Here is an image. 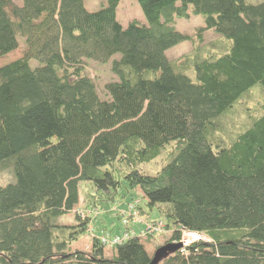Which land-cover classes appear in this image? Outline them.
I'll return each mask as SVG.
<instances>
[{
  "label": "trees",
  "instance_id": "obj_1",
  "mask_svg": "<svg viewBox=\"0 0 264 264\" xmlns=\"http://www.w3.org/2000/svg\"><path fill=\"white\" fill-rule=\"evenodd\" d=\"M106 1L90 12L85 0H0V57L25 43L22 58L0 67V165L15 178L0 185V264H150L137 236L111 256L97 236L89 251L72 249L96 219L80 203L101 210L123 189L158 210L172 233L164 244L183 230L212 240L161 264H264V106L230 143L216 137L217 119L264 86V0H137L146 21L127 27L121 0ZM193 15L205 20L201 37L231 42L228 53H198L175 27ZM183 42L193 51L171 62L167 51ZM115 55L118 81L102 100L83 60ZM190 61L196 81L184 73ZM164 150L170 160L156 175L139 168ZM69 215L74 223H60Z\"/></svg>",
  "mask_w": 264,
  "mask_h": 264
},
{
  "label": "rangeland",
  "instance_id": "obj_2",
  "mask_svg": "<svg viewBox=\"0 0 264 264\" xmlns=\"http://www.w3.org/2000/svg\"><path fill=\"white\" fill-rule=\"evenodd\" d=\"M16 4H22V0H13ZM263 0H246L249 4H259ZM86 8L90 12H96L107 6L106 0H85ZM144 5H141L137 0H121L118 12L117 19L124 26L127 27L128 24L133 20L146 21L143 14ZM205 26V20L202 16H192L190 19H177L175 22L176 29L184 34L193 36L199 49L198 53L201 56H208L209 54L222 55L229 52L231 42L224 38L223 36L216 34L211 31H206L203 36L199 35V28ZM193 51V45L191 42H183L177 46H174L167 51V57L171 62L181 58L182 56L189 54ZM25 52V43L24 39L19 37V48L15 51L0 57V67L14 62L23 57ZM120 56L115 55L107 63H101L91 59H84V68L88 77L93 79L95 82L99 96L102 100L109 99L106 92V85L110 82L118 81V77L112 71V65L114 60H119ZM191 68H186L184 73H186L190 78L196 81V75L194 72L193 62L190 61ZM31 65L37 66L36 62H31ZM264 106V86L256 85L249 92H246L241 96V98L234 104L233 108L230 109L227 113L217 119L219 124V129L216 131V137L219 139V142L230 143L234 136L240 132V130L251 123L253 117L260 115ZM57 138H53L49 141L43 142L40 145L41 148H45L48 145L53 144ZM173 149L172 145L166 147V152H170ZM165 150L162 151L159 157L149 164L141 165L139 168L146 174L156 175L160 171L162 165L165 162H168L170 159L166 160ZM15 178L12 170L10 168H4L0 165V185L4 186L9 183H14ZM124 182V180H123ZM125 184V183H124ZM84 188V186H83ZM125 192L123 196L117 198V201L106 205L101 210H98V214L94 216L95 221L92 223L95 227L96 235H103L101 233L103 228H105V234L109 232L123 231V216L132 217L133 220H129L130 231H134L137 234L141 235L146 231V223L139 222V220H144L148 218V215L140 216L137 212V215H132L130 212V204L139 201L138 203L144 209V211L149 212L151 221H159L162 219L158 210L155 208L151 211V208L146 204L147 200L143 197L142 192L137 189L132 194ZM130 194V195H129ZM81 210V214H88L90 209L81 202L77 208ZM121 219H119V216ZM146 216V217H145ZM108 220V222H107ZM75 222L74 216L69 215L60 220L62 224H72ZM110 223V224H109ZM156 222H154L155 224ZM165 224V222H164ZM96 225L99 228H96ZM92 229L93 227L90 226ZM101 230V232L98 231ZM171 232L164 233L159 236L150 237L143 236L142 243L144 244L146 250L150 256H153L159 245H163L171 237ZM150 238V240H149ZM93 236L83 238L80 242L72 246L73 250L79 251H89L92 247ZM106 255L111 256L113 253V247H107Z\"/></svg>",
  "mask_w": 264,
  "mask_h": 264
},
{
  "label": "built area",
  "instance_id": "obj_3",
  "mask_svg": "<svg viewBox=\"0 0 264 264\" xmlns=\"http://www.w3.org/2000/svg\"><path fill=\"white\" fill-rule=\"evenodd\" d=\"M136 209V204L130 205V212L133 213ZM82 211H79L81 213ZM98 214V210L90 211L88 214H81L83 217L85 216H95ZM136 215V213H135ZM125 217V216H124ZM139 222H143L138 219ZM128 220L125 218L124 224H127ZM146 231L139 235L140 237H143L145 235L147 236H157V235H162L165 233V225L163 222H156L154 223H146ZM89 236H93V229L90 227L89 228ZM137 235L136 232L134 231H128L123 233L122 235H113V236H102L100 237V241L110 247H114L117 245H120L124 243L125 241L129 240L131 237H135ZM88 236V237H89ZM196 242H204V243H210L212 240L206 236L204 233H198V232H191V231H182V237L180 240V243L183 244L184 246H188L190 244L196 243Z\"/></svg>",
  "mask_w": 264,
  "mask_h": 264
},
{
  "label": "water",
  "instance_id": "obj_4",
  "mask_svg": "<svg viewBox=\"0 0 264 264\" xmlns=\"http://www.w3.org/2000/svg\"><path fill=\"white\" fill-rule=\"evenodd\" d=\"M183 245L181 243H167L157 248L154 255L151 257L150 264H161L163 261L168 259L170 256L181 251Z\"/></svg>",
  "mask_w": 264,
  "mask_h": 264
},
{
  "label": "bare ground",
  "instance_id": "obj_5",
  "mask_svg": "<svg viewBox=\"0 0 264 264\" xmlns=\"http://www.w3.org/2000/svg\"><path fill=\"white\" fill-rule=\"evenodd\" d=\"M179 243V242H178ZM183 245V244H182ZM191 245V244H190ZM190 245H188V246H190ZM188 246H184L183 245V248H182V250L181 251H183L184 249H185V247H188Z\"/></svg>",
  "mask_w": 264,
  "mask_h": 264
},
{
  "label": "crops",
  "instance_id": "obj_6",
  "mask_svg": "<svg viewBox=\"0 0 264 264\" xmlns=\"http://www.w3.org/2000/svg\"><path fill=\"white\" fill-rule=\"evenodd\" d=\"M18 5V4H17ZM142 22H144V21H142ZM212 32V31H211ZM107 222H108V220H107ZM117 230H115V232H116ZM74 246V245H73ZM73 248V247H72ZM106 253V252H105Z\"/></svg>",
  "mask_w": 264,
  "mask_h": 264
}]
</instances>
